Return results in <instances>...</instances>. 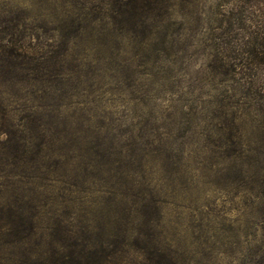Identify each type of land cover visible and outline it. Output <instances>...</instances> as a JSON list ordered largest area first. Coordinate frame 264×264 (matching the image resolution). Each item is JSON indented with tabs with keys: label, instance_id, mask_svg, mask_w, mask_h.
<instances>
[{
	"label": "rangeland",
	"instance_id": "374dc122",
	"mask_svg": "<svg viewBox=\"0 0 264 264\" xmlns=\"http://www.w3.org/2000/svg\"><path fill=\"white\" fill-rule=\"evenodd\" d=\"M15 16L70 135L46 219L108 264H264V0H0V42ZM223 38L249 49L233 84Z\"/></svg>",
	"mask_w": 264,
	"mask_h": 264
},
{
	"label": "trees",
	"instance_id": "16d2710c",
	"mask_svg": "<svg viewBox=\"0 0 264 264\" xmlns=\"http://www.w3.org/2000/svg\"><path fill=\"white\" fill-rule=\"evenodd\" d=\"M24 19L15 16L4 29H12L10 38L0 42V133L5 136L0 140V264H108L103 248L74 237L62 220L46 219L50 211L41 195L54 190L51 182L57 181L70 135L51 102L55 92L46 91L57 77L51 68L57 60L45 59L44 53L14 37L27 28ZM238 41L223 38L217 46L213 72L222 84L235 82L238 64L250 68L248 54L236 56L243 46L249 52L247 42ZM259 54L264 57V51ZM247 74L248 92L254 88L263 97L264 82L256 86Z\"/></svg>",
	"mask_w": 264,
	"mask_h": 264
}]
</instances>
